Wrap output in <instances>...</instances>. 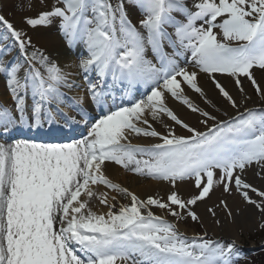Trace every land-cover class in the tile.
Masks as SVG:
<instances>
[{
    "label": "snow or ice",
    "instance_id": "obj_1",
    "mask_svg": "<svg viewBox=\"0 0 264 264\" xmlns=\"http://www.w3.org/2000/svg\"><path fill=\"white\" fill-rule=\"evenodd\" d=\"M126 2L133 7L126 8ZM137 11L142 17L139 28L129 19ZM54 22L69 48L77 42L86 46L87 56L78 67L98 77L87 89L94 103L99 104L102 95L97 86L109 75L114 81L151 86V90L131 106L96 120L82 140L0 143V264H236L234 242L208 240L206 234L189 239L148 209H167L177 219H183L184 213L195 222L199 217L190 206L204 200L214 185L222 186L225 193L234 185L245 202L264 215V191L242 179L253 164L264 170V110H247L217 121L194 106L182 87L203 96L197 76L207 74L219 95L238 109L216 74L234 78L241 92L244 77L264 98L253 77L254 68L264 70V0H193L191 7L187 0H55L49 10L24 21L33 29ZM25 36L0 15V42L11 41L25 61L5 63L9 49L0 47V74L6 77L20 121L25 120V98L30 94L31 116L39 125L49 115L46 106L65 101L60 89L76 85L68 80L70 73L38 50L29 55L31 38ZM149 51L153 59L147 58ZM186 53L198 71L179 66L176 58ZM165 94L199 112L204 118L201 124L215 123L207 131L189 127L166 106ZM145 113L154 120L166 115L190 135L172 131L160 135L143 119ZM14 120L11 110L0 107V127ZM138 122L147 128L138 127ZM128 133L162 142L150 147L124 143ZM106 162L173 187L177 181L194 179L198 195L184 201L173 191L166 203L152 197L142 201L110 182L103 171ZM96 185L123 193L130 203L114 211L107 193L97 196L93 191ZM94 197L108 208L106 213L92 211L89 201ZM220 203L227 211V204ZM208 211L215 215L211 208Z\"/></svg>",
    "mask_w": 264,
    "mask_h": 264
},
{
    "label": "rangeland",
    "instance_id": "obj_2",
    "mask_svg": "<svg viewBox=\"0 0 264 264\" xmlns=\"http://www.w3.org/2000/svg\"><path fill=\"white\" fill-rule=\"evenodd\" d=\"M43 1L44 0H0V15H2L5 19L10 21L16 29L24 31L26 33V36L24 37L25 39L31 38V46L27 49V53L29 55L34 50H38L40 52L41 51V49H40L41 43L35 37V35L32 34L33 28L28 27L24 23V21H25V18L37 16L38 12L41 10L40 8H37V7L42 6ZM51 1L53 4L55 3V0H51ZM192 3H193V0L187 1V4L189 7H191ZM29 4H31L30 8L28 7ZM57 6H59V5H57ZM125 6H126V8H129V9H131L133 7L131 4H128L127 2L125 4ZM45 10H46V8H45ZM41 11H43V10H41ZM174 15H176V14L174 13ZM141 18L142 17L139 14V11H137L135 14L129 16V19L137 28H139V21ZM38 28L44 29L43 26H39V27H37V29ZM45 28L47 29V27H45ZM166 30L169 31V30H173V29L167 28ZM216 31H218V30H216ZM61 40L64 41L63 38H61ZM4 46H6L9 49L6 52L7 54H5L3 56V60L5 63H8V62H17V63H21V64L25 63L24 55L23 54L21 55V53L18 52V48H16L14 45H12V43L8 44V42H6V41L0 42V47H4ZM80 46H81L80 44H75L72 48L74 50L78 51ZM66 47L67 46H64L65 50H66ZM166 51L171 52V49L166 48ZM67 52H68L67 54L70 56V54L72 53V50L70 49ZM70 58H72V57H70ZM80 59H81V57L78 58L79 61H80ZM177 60L180 63L179 66H181V67L194 68L193 65L190 63V55H188V54L181 56L180 60L179 59H177ZM53 62H55L56 64L59 65L58 60L57 61L53 60ZM61 69L63 71V68H61ZM78 70H79V67H78ZM262 75H264V70H260L258 68L253 69V77L257 81V84L259 85L260 88L262 85L260 82V78L262 77ZM85 77H86L85 74H83V76H82L83 79H76L77 80L76 84L80 81L82 84L84 82ZM1 78H3V76ZM221 78H232V77H229L226 75H221V74H216V79L219 82H220ZM242 78H244V77H242ZM244 81H245V85H243L244 86L243 90L246 91L247 93L251 94L250 99L255 101L257 103L256 104L257 106L256 105L247 106L245 109H243L239 113H243V112H246L247 110H251V109H253V110L254 109L255 110H264V98H262L260 95L257 94V92L255 91L254 87L252 86V84L249 80L244 78ZM197 83H198V86L202 89L203 96L200 93H196V92L192 91L191 89L187 88V86L182 85V87L184 89L183 95L186 96L188 98V100L194 106L198 107L199 109H201L203 111H205V109H207L210 111L209 114L210 113L213 114L212 108H214V105L212 104V101L209 98V95H207V93L210 94L212 98H214V96L219 97L220 95L218 93V90L215 88V85L212 83V80L207 76V74L198 73ZM222 86H224V85L222 84ZM78 87H80V88H78V90L80 91L82 89L83 85H78ZM233 87L235 89L231 88V86L230 87L228 86L227 91L230 92V90H231L234 93H236V91L238 93H241V91L237 87H235V86H233ZM66 89H68V88H66ZM150 90H151V87L147 91V93H150ZM70 91H71V89H70ZM107 92L109 93L110 91H106V94L104 91V95H103V91H102L101 96L105 100L109 99L107 97ZM123 93H125V92L123 91ZM222 99H224V98L222 96H220V100H222ZM25 100L27 103L29 102L28 98H25ZM175 101L176 100L173 97H171L169 94H165V103L169 109L175 103ZM30 102H32V101H30ZM218 103H220L219 100H218ZM178 106H180V107H178V108H180V110L182 109L181 111L187 112L189 115L194 116L196 119H199V118L201 120L204 119L203 117L200 116L199 112H192L186 105L178 104ZM3 107L6 108L4 105H3ZM171 111H173V113L176 114V116L178 117V114L176 113V111H174V110H171ZM219 114H221L220 116H224V117L228 118L226 116L227 114H225V113L222 114L221 111H219ZM236 115H234V116H236ZM234 116H231V117H234ZM182 120L184 121V123L186 122V120H184V119H182ZM222 121H225V120H222ZM209 122L213 123V121H209ZM209 122H208L207 126L200 123V125L197 126L195 129L198 131H206L207 127H209ZM138 124H139V122H138ZM159 126L162 130H159V128H158L156 131L158 133H160V135H167L169 131L174 132L175 135H177V136L187 137L190 135V133H188L186 129L181 128L179 125H176L175 122L171 121L168 117H165L163 119V121L159 123ZM151 142H152L151 145H154V144L160 143L162 141H160L159 138H151L148 140V143H151ZM134 145L141 146L142 143L137 142ZM254 167H255L254 172H250V170ZM247 172H250L251 175L253 174L252 175V181H250L249 179L245 180L243 178V175L246 174ZM242 179L244 180L245 183L250 184L254 188L261 190V191H264V170L262 171V169H260L257 165L253 164L251 167L245 169L244 173L242 174ZM189 180H190L189 182L193 181L191 179H189ZM157 182H159V181H157ZM177 182H179V181H177ZM97 188H98L97 185L93 186V191L95 193H96ZM212 190L210 191L209 195L204 200L198 201L195 205L190 206L191 210L199 217L198 221H195V222L192 221L191 218L187 217L186 214H184V213H182V215L184 217L183 219H177L176 217L169 215L167 209L162 210V209L155 208V207H154L155 208L154 215L160 216V217L164 218L165 220L175 224L176 230L189 239H192L193 237L205 236V234H206L205 238L208 240L220 241L221 243H224V244L234 242L235 251L238 253V259L236 261V264H263L264 258L262 260L258 261V258L251 257V253H249V249L250 248L256 249L259 247H262L264 249V229L260 228V224L264 223V215L261 214V212L255 207L254 204H248L247 202H245V200L242 198L241 194L236 191L234 185L232 186V190H231V192L228 193L227 197L220 196V198H219L220 200L223 199L221 201H224V202L227 199V211L225 210L223 204H221L220 202H219V204H217L218 199L214 200V204L213 205L210 204V207H208L209 206L208 204L211 202L209 200V197L212 194L211 193ZM198 192H199V190L195 187V189L190 194H187L186 196L182 197L181 199L184 201H187V199L192 198L195 195H198ZM167 195H168L167 192H163L160 195L158 194L157 198L159 200H161V202L166 203L167 197H168ZM249 195L256 202H260L261 198L257 197L255 193L249 192ZM236 197L243 200V203H244L246 208L247 207L252 208L251 211L255 215V217L253 216L252 220H251V218H247L246 219L247 220L246 225L235 224L233 226V232H234L233 239H230L229 237L226 238V237H223L220 235L215 236V235L209 233L206 226H205L206 225L205 224V217H207L209 219H215V218L221 217L220 219H222L223 221H227V223L233 224V217L229 216L228 212L230 211V209H233L235 207V205H236L235 204L236 203L235 198ZM173 207L175 208V206H173ZM202 207H204V208L208 207V209L211 208L213 210V212L215 213V215H213L212 212H209L207 208H205L206 210L204 212H200V209ZM235 214H238V212H236V210H235ZM206 221H208V220H206ZM246 252H248V253H246Z\"/></svg>",
    "mask_w": 264,
    "mask_h": 264
},
{
    "label": "bare ground",
    "instance_id": "obj_3",
    "mask_svg": "<svg viewBox=\"0 0 264 264\" xmlns=\"http://www.w3.org/2000/svg\"><path fill=\"white\" fill-rule=\"evenodd\" d=\"M53 5L52 1L50 0H44L42 2V6L37 7L40 8L43 11H47L50 9V7ZM46 8V10H45ZM39 11L38 13L42 12ZM32 34L35 35V37L40 41L41 43V51L40 53L44 54V56L48 57L50 62L54 61H59V66L63 69L67 68V71L70 73V78H73L75 75H80V71H76L77 69V61L74 59H69L67 51L64 49L65 43H62L61 39H60V31H59V27H58V23L54 22L53 24H51L50 26L47 27V29L44 27V29L42 28H35L32 30ZM86 47V46H85ZM84 50V48H83ZM87 51V50H86ZM84 53V52H83ZM69 60L70 63H69ZM188 71H194V69H188ZM22 72V71H21ZM20 72V74H21ZM82 72V71H81ZM87 75H89V77H94L96 74L94 72H89L87 73ZM198 78V76H197ZM241 79V78H240ZM69 80V79H68ZM73 79H71L72 81ZM97 81V80H96ZM242 81V87H244L243 85H245V81L244 79H241ZM220 82L224 85L225 89L227 90V87L231 86V88H234L233 86L236 87L235 85V80L234 78H221ZM260 82H261V89L264 90V75H262V77L260 78ZM99 86H103V85H99ZM235 89V88H234ZM230 90V89H229ZM244 92V93H243ZM241 93H238L236 91V93L232 92L230 90V95L233 97V99H235L239 105L238 109H233L225 99L220 100V96L219 97H215L212 98L210 94L209 98L212 101V104L214 105V108H212L213 114L210 113L211 115L215 116L217 118V121H221L223 119H225L226 117L224 116H220L221 114H219V111H221L222 114H227V117H231L234 114L242 111L243 109H245L247 106H254L257 103L255 101H253L252 99H250L251 94L247 93L246 91H243ZM134 94V93H133ZM131 95V94H130ZM139 96H141V94H134V102L136 101V98H139ZM218 100L220 103H218ZM0 101L5 105H8L9 107L12 106V104H14V101L11 98L10 92L8 91L6 82H2L0 81ZM84 103V101H83ZM89 105V101L86 102V104H84L85 109H87L86 112L85 111V115L87 114H92L94 111H90V109H88ZM122 105V103H121ZM119 105L117 103H115L112 107L110 108H114L117 109ZM257 106V105H256ZM180 106H178V104L174 103L171 106V110L176 111V113L178 114V117L182 120H186V124L190 127L196 128L197 126L200 125V118L196 119L194 116L189 115L187 112H183L180 110V108H178ZM205 111H207L208 113L210 112L209 110L205 109ZM76 112V111H75ZM78 116L79 113L77 112ZM73 115V114H71ZM76 113L75 116H70L68 117L67 123H71V120H73L76 117ZM166 117V115H160L158 119L154 120L152 119L151 115L149 113H145L143 119H146L148 121L149 124H151L152 129L157 130L159 128V130H162L159 126V123L163 121V119ZM183 121V120H182ZM55 122V123H54ZM184 122V121H183ZM40 124H42L40 122ZM37 125V124H36ZM212 125V123L209 122V126ZM10 126V125H9ZM67 126V125H66ZM145 129L147 128V125H145ZM38 127V125H37ZM56 127H57V121H47L45 123V125L42 127L43 131L45 130H54L56 131ZM2 130V127H0V131ZM4 133V132H3ZM146 138H150V137H144V136H137L133 133H128V139H127V143H137L138 140L141 141V143L143 145H150L145 139ZM12 144V143H10ZM255 167L252 168L250 170V172H254ZM103 171L105 176L110 180L111 183L118 185L121 189H126L127 192L135 194L140 200L144 201L147 200L149 197L157 198V195L162 194L163 192H167L168 195H170L173 191H175L177 193L178 196H180V198L186 196L187 194H190L194 189H195V182H189V181H181V182H176L175 187H173V185L170 182H157L156 180H152L150 178L147 177H142L139 175L134 174L133 172L130 171H126L125 169L121 168L118 165H115L113 163H109L106 162L104 167H103ZM263 171V170H262ZM250 172H247L246 174L243 175V178L245 180H250L252 181V175ZM97 190H96V194L97 196H99L102 193H107L108 196V200H109V205L114 204L116 207L113 209L114 211H118L119 207L122 205H127L130 203V197L125 196L123 193L120 192H115V191H111L107 188H105L102 185H97ZM212 194L209 197V200L211 201L208 205V207H210V204H214V200L218 199L217 204H219V202L223 199H219L220 196H228V193H225L223 191L222 186H218V185H214V188L211 192ZM167 195V196H168ZM113 197H115V199H113ZM81 199H85V197H81ZM213 199V200H212ZM225 200V199H224ZM226 204H227V199H226ZM235 207L233 209H230L231 212V216L233 217V224L227 223V221H223L222 219H220L221 217L215 218V219H209L207 217H205V226L208 230L209 233L217 236H223V237H229L230 239H233V226L235 224H247V218H251V220L253 219V216L255 217V215L252 213L250 207H245L243 200L236 197L235 198ZM232 204V203H231ZM89 207L92 209V211L96 212L97 214H102V213H106L108 208L105 207L104 205H101L99 203V200L94 197L89 201ZM208 207H205L208 209ZM204 207H202L200 209V212H204L206 209ZM148 210H151L154 214L155 212V208L154 207H150ZM235 210L236 212H238V214H235ZM146 213L147 210H142ZM235 217V218H234ZM208 220V221H206ZM216 220H219V224H216ZM215 224V225H214Z\"/></svg>",
    "mask_w": 264,
    "mask_h": 264
},
{
    "label": "trees",
    "instance_id": "obj_4",
    "mask_svg": "<svg viewBox=\"0 0 264 264\" xmlns=\"http://www.w3.org/2000/svg\"><path fill=\"white\" fill-rule=\"evenodd\" d=\"M264 258V257H263ZM263 264H264V261H263Z\"/></svg>",
    "mask_w": 264,
    "mask_h": 264
}]
</instances>
